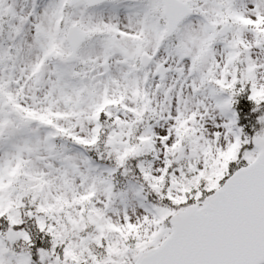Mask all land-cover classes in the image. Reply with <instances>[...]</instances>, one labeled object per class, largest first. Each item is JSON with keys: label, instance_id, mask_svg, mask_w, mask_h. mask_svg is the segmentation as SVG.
<instances>
[{"label": "snow or ice", "instance_id": "snow-or-ice-1", "mask_svg": "<svg viewBox=\"0 0 264 264\" xmlns=\"http://www.w3.org/2000/svg\"><path fill=\"white\" fill-rule=\"evenodd\" d=\"M0 264H264V0H0Z\"/></svg>", "mask_w": 264, "mask_h": 264}]
</instances>
